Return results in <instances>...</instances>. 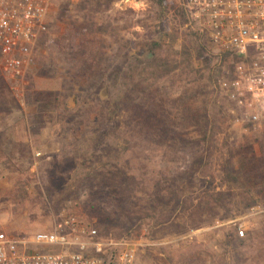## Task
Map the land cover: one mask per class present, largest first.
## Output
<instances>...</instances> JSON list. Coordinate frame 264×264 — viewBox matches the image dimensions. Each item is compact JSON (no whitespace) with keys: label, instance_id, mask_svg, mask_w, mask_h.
I'll list each match as a JSON object with an SVG mask.
<instances>
[{"label":"rangeland","instance_id":"374dc122","mask_svg":"<svg viewBox=\"0 0 264 264\" xmlns=\"http://www.w3.org/2000/svg\"><path fill=\"white\" fill-rule=\"evenodd\" d=\"M81 1L53 7L19 91L0 71V238L48 232L62 214L100 228L107 216L113 237L142 239L135 264H264V124L216 89L231 58L181 0H92L84 12ZM76 27L87 39L74 51ZM115 69L128 76L109 94ZM105 113L115 119L101 126ZM158 170L169 185L151 202Z\"/></svg>","mask_w":264,"mask_h":264},{"label":"built area","instance_id":"2783aa9c","mask_svg":"<svg viewBox=\"0 0 264 264\" xmlns=\"http://www.w3.org/2000/svg\"><path fill=\"white\" fill-rule=\"evenodd\" d=\"M60 0H0V71L19 91ZM191 23L218 56L235 64L215 87L250 123L264 124V0H181ZM240 237L244 227L238 228ZM146 244H144L145 246ZM142 239L105 237L93 224L62 214L48 232L0 238V264H135Z\"/></svg>","mask_w":264,"mask_h":264},{"label":"trees","instance_id":"16d2710c","mask_svg":"<svg viewBox=\"0 0 264 264\" xmlns=\"http://www.w3.org/2000/svg\"><path fill=\"white\" fill-rule=\"evenodd\" d=\"M95 1H98V4L101 2V0H95ZM111 2H113V0H108V2H107V5H109ZM92 3V0H83V1H81L80 3H79V6H80V9L84 12V11H86L88 8V6L90 5ZM159 5H160V7H162V6H168V4H167V1L166 0H159ZM66 6H67V4H65ZM66 6H64L65 8H66ZM107 7V6H106ZM175 8V5L173 6H171V9L173 10ZM67 11V12H66ZM66 13H68V9H65V14ZM89 13H91V12H89ZM93 15V14H92ZM69 23V22H68ZM86 26V25H85ZM84 26V27H85ZM90 26V25H89ZM89 26H87V27H89ZM77 29L71 34L72 35V38H71V40H73L72 41V43H69L68 45H69V47H70V49L71 50H79V47H80V44H75V39H76V37L77 36H82L83 38H85V39H87V36H86V32H87V28L85 29V28H83V30L81 31V30H79V28L78 27H76ZM89 29H90V27H89ZM44 43V42H43ZM78 45V46H77ZM42 46H43V44H40V41H39V44H38V54L40 53V51H41V49H42ZM85 47L86 46H84V49H85ZM204 51V49H203V47H200V52H203ZM37 54V55H38ZM89 55H93V57H92V59H89V60H93L94 59V56L96 55V52L94 53V51L91 53V54H89ZM201 58V57H200ZM200 58H197V59H200ZM159 59L156 57V58H154V61L156 62V61H158ZM208 64H210V63H208ZM88 69H90V68H88ZM159 70H160V68H159ZM115 71V74H116V76H115V80L114 81H112L111 83H109V84H106V86H105V88H106V90H107V92H109V94L111 93V91H112V88L113 89H117L118 90V88H119V90L121 91V86L122 85H119L118 84V88H116V82L119 80L120 81V84L122 83V81H125L126 79H127V73H125V72H121V70L120 69H115L114 70ZM114 71H112V72H114ZM170 74V71L168 70H160V74H158L160 77H163V76H166V75H169ZM157 77V76H156ZM111 90V91H110ZM117 96H119L118 94H117ZM77 102H78V100H77ZM105 105L106 104H110V102L109 101H105V102H103ZM116 105H118V104H116ZM65 107H66V105H65ZM106 111H108V110H106ZM75 112H76V110H75ZM106 114H107V117H106ZM77 116V115H76ZM106 117V118H105ZM100 119H102V121H104V122H101L100 123V121H99V119L98 120H95L99 125H101L102 126V124L104 123V125L106 124V123H108V122H111L113 119H115V117H113V116H109L108 115V113H105V115L103 116V117H100ZM134 121V120H133ZM143 118L142 117H139V118H137L136 120H135V127H138V126H141L142 127V125H143ZM129 124L130 123H127V125L129 126ZM80 125H83V123H81ZM264 143V142H263ZM264 145V144H263ZM112 169L115 171V167L113 166V168H110V166H109V168H107L106 169V174L107 175H109V176H112L113 174H112ZM227 171V173H229L228 172V170H226ZM147 177H146V186H147V188H149L151 191H148V195H149V198H150V201L151 202H154L155 200H154V197L155 196H159L160 195V193L164 190V188L166 187V186H168L169 185V179H168V176L162 171V170H158L156 173L155 172H153V171H151V172H148L147 171ZM119 178H120V176H119ZM124 181V180H123ZM125 183L126 182H124L123 184L125 185ZM123 189L125 190V191H128V190H126L127 188L126 187H123ZM158 199V198H157ZM253 206H255V202L254 201H252V200H250L249 202H247V203H245V205H244V208H245V210H250V208H252ZM106 220H107V222H105V223H103V225H102V228H100V226L97 224V221L96 220H89L88 219V221L87 222H89V223H91V224H93V225H95L99 230H100V234L102 235V236H105V237H113V235H111L110 233H113V232H111L112 230H113V228H114V226H113V224L110 222V217L108 218L107 216H106V218H105ZM140 227V226H139ZM139 231V228H137V229H135L134 230V233L136 234V232L135 231ZM114 234V233H113ZM133 236H135V235H133ZM131 234H129L128 236H126V237H122V238H126V239H135L134 237H133ZM114 238H117V239H120L119 237H115L114 236Z\"/></svg>","mask_w":264,"mask_h":264}]
</instances>
